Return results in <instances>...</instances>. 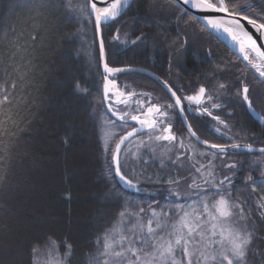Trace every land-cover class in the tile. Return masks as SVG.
I'll list each match as a JSON object with an SVG mask.
<instances>
[{
    "label": "trees",
    "instance_id": "1",
    "mask_svg": "<svg viewBox=\"0 0 264 264\" xmlns=\"http://www.w3.org/2000/svg\"><path fill=\"white\" fill-rule=\"evenodd\" d=\"M230 7L264 25V0H233ZM179 14L168 0H133L125 20L103 31L106 63L146 69L167 80L171 56L169 78L179 95L206 89L202 112L192 108L188 118L196 136L211 145L264 149V125L248 115L240 98L246 86L252 108L264 117V84L189 15L175 25ZM118 27L119 34L146 39L123 49L110 39ZM86 48L92 49L94 63L86 59ZM120 79L126 92L134 94L133 103L162 108L164 93L151 79L139 74ZM77 83L87 92L78 91ZM5 96L8 100L0 104V264H35L36 255L52 247L65 257V264H88L97 238L125 209L138 213L143 208L146 218L151 209L163 213L189 200L171 194L169 181L178 168L170 158L162 160V168L150 159L140 161L144 171L137 175L138 182L125 173L136 189L118 181L113 146L105 151L101 141L103 117L118 125L102 98L94 31L69 8L68 0H0V100ZM176 129L178 135L183 133L180 124ZM227 155L224 161L235 167L219 165V154L200 162L204 170L214 168L216 176H230L231 183L223 187L230 201L240 204L254 233L249 264H262L264 211L256 203L264 201V154ZM195 174L194 169L179 172L180 193L183 188L201 190L200 183L189 187Z\"/></svg>",
    "mask_w": 264,
    "mask_h": 264
},
{
    "label": "snow or ice",
    "instance_id": "2",
    "mask_svg": "<svg viewBox=\"0 0 264 264\" xmlns=\"http://www.w3.org/2000/svg\"><path fill=\"white\" fill-rule=\"evenodd\" d=\"M90 10L87 7V2L79 7V11L82 15L95 16V24L97 32L100 31L101 25L106 24L109 20H115L120 14V9L127 5L128 0H107L106 6L98 7L95 0H90ZM185 4L190 5L194 9H198L204 12L224 13L225 17L210 16L206 18L207 25L216 30L223 28V31L232 36L234 41L240 44V51L244 53V59L252 63L249 58V54L246 49L255 52L257 56L264 61V52L260 51L256 46V41L245 31L243 24L235 18L230 5L233 4V0H184ZM68 6L72 10V0H68ZM231 17V18H226ZM249 23L254 21L249 20ZM224 25H228L224 27ZM264 28V25L259 26ZM235 29V31L233 30ZM118 38V37H117ZM142 39H146L144 36H137L136 40L132 43H136ZM187 41H185V44ZM103 43L101 42V58L103 59ZM256 67V65H253ZM260 71L259 68H257ZM104 71L106 73H117L122 71L119 68L109 67L107 63L104 65ZM260 75L264 76V71H260ZM114 83L110 81L108 77H105L104 90L107 96L109 91V84ZM221 88L225 86L220 85ZM78 91L87 92V89H82L79 83L76 84ZM173 97H176L175 104L179 106L181 104V97L176 96V92L169 88ZM249 89L245 86L243 88V100L248 102L249 110L254 111L252 103L248 96ZM206 89L201 86L195 95L187 96L185 99L190 103L194 102L196 105L202 103V98L205 97ZM211 100V97H208ZM8 97L5 96L3 100H0V104L5 103ZM168 107H172L169 105ZM213 107H219V105L213 104ZM149 112H160V109L156 106L149 108ZM205 111H207L205 109ZM160 115H166L164 112H160ZM123 119V117H120ZM219 121V117H213ZM264 120V117H258ZM132 120H138L137 116H132ZM224 123L223 121H219ZM142 124L147 123L149 128L153 127V123L147 121H141ZM226 126V125H225ZM170 127L163 129V136H156V140L173 141L175 136L170 133ZM136 129H133L135 132ZM133 132H129L127 137H121V143L128 137L133 135ZM189 132L195 136L196 133L192 131L189 126ZM105 151L107 148V139L110 138L111 133L105 132ZM67 143V141H65ZM204 143H207L205 141ZM232 147H239L238 145H232ZM211 148H218L220 152H224L225 148L221 145H211ZM117 153L120 151V144L116 145ZM252 150L251 148L249 149ZM264 153V149L260 150ZM113 161L116 163L115 176L119 177V180L128 187L135 188L132 180L126 179L125 175L121 173V165L117 159V155H113ZM227 167H235V165H226ZM200 168H196V172H201ZM212 176V173H208ZM2 179V177H0ZM251 179V177H249ZM225 182L231 183L228 177H224L219 181L217 185L212 180H205V184H210L215 192L212 195H218L219 199L214 202L212 208L215 210V215L209 210V206L206 201L203 202L204 213L197 214L194 220L189 219L190 213L184 211V205H177V215L179 219L176 223L169 224L168 213H157L155 210L151 212V218L147 221V226L144 224L143 212L141 208L138 213L129 212L125 209L119 214L120 219L113 225L111 229H107L101 237L97 238V248L94 254H88V264H249V256L252 248V242L254 239L253 231H250L247 225L248 217L244 214L240 204L231 202L229 199V191L223 187ZM170 184L175 183L177 188L179 187V181H169ZM255 183V182H254ZM191 187H199L193 181ZM204 195L207 196L206 190H201ZM177 200L181 199V193L175 191L171 193ZM199 194V193H198ZM185 199H187L185 197ZM237 209L239 212L237 213ZM202 215L208 217L213 221L211 229L205 232V224L208 220L202 219ZM161 216L165 219H161ZM238 216V219L233 221V217ZM135 223H132V220ZM240 221H244L240 224ZM131 224L130 228L125 229L123 225ZM154 225V226H153ZM220 226L222 231L220 232V240H214L217 232V227ZM167 230V231H165ZM163 232V235L160 233ZM226 233V234H225ZM55 245V241L52 242ZM215 246V247H214ZM69 250L71 246L69 245ZM33 253L37 251L33 248ZM69 253L66 254L69 255ZM258 254V253H257ZM262 264H264V255L261 256Z\"/></svg>",
    "mask_w": 264,
    "mask_h": 264
},
{
    "label": "rangeland",
    "instance_id": "3",
    "mask_svg": "<svg viewBox=\"0 0 264 264\" xmlns=\"http://www.w3.org/2000/svg\"><path fill=\"white\" fill-rule=\"evenodd\" d=\"M86 2H88V0H86ZM83 4H85V2L83 0H79V1L72 0V5H73V8L76 9L74 11L77 14L78 18L81 19L82 21L88 22L89 16L82 15L80 13V11L78 10L79 7ZM87 7H88V4H87ZM85 51H86L85 57L88 60V62L94 63L96 59H95V56L93 55L92 49L86 48ZM250 55H251V57H253V62L259 63L260 60L256 56L255 53L250 51ZM111 100L117 101L118 98H111ZM155 113H157V112L156 111H153L152 113L147 112L146 116H144L145 119H147V122H150V120H152L153 118H156V117H154ZM113 116H117V115L115 113H113ZM157 117H159V116H157ZM146 128L149 129L148 126ZM118 129H121V131ZM124 129H125L124 126H122V127L116 126L115 124H113V122H111L109 119H107V117L106 118L103 117L102 122H101V141H102L103 145L105 146V135L104 134L107 131V132L111 133L110 138L107 139V147H110L112 145L113 151H114L115 145L117 144V142L121 138L120 135L126 134L124 132ZM163 135H166V134H157L156 136H163ZM156 136H155V134L154 135L147 134L146 136L137 137V138L133 139L132 141L128 142L124 146V148L120 154L119 162H120V165L122 166L121 172L123 175H125L126 179H130V177H133V179H135L134 181L138 182V176L137 175L139 173L142 174L144 171V165H143L144 163H142L140 161L149 160L150 158H148V157H151L150 152H154V151H155L153 154L154 158H151V160H152V162L158 163L160 168H162L164 166L163 165L164 162L162 160L167 161V159L170 158L172 161V160L176 159L174 164L177 165L176 168H178V170H177V172L176 171L174 172L173 182L180 180V177L178 175L179 172H181V171L187 172V171H190L193 169L195 170L194 167L193 168L188 167L187 161H185L184 159H181V158H177L180 154L176 155V153H175L176 148L181 150L182 144L180 146H176V148L173 149V155H172V153L170 152V149H167V148L163 149L161 146L158 145V144H160V141H164V140H156L155 139ZM113 151H112V155H113ZM190 153H191V155L189 158L190 159L189 162L193 163V164H198L197 157L199 155L193 150ZM208 154H210V153H208ZM210 155L213 156L212 154H210ZM203 156H205V153L200 152V158ZM179 170H181V171H179ZM214 171H215L214 168H211V170L210 169L203 170V168H202L201 172H199V173L196 172L195 175L191 176L192 182L195 180V184L200 183L201 185H203V187L200 189L206 190L208 193L207 196H205L204 192L201 190H199V191L196 190V192L194 191L195 193L194 192L191 193L190 191H188L187 188H183L181 190V196L182 197L188 196L189 200L183 204L178 203L177 205H184V211L191 214L189 217L190 221L194 220L195 216L197 214H203L204 213V207H203L204 201L207 202V204L209 206V210L214 215L216 214L215 210L212 208V205L214 204V202L216 200L219 199V196L218 195H212V193L215 192V189H213L211 187V185H209V184H206L207 186H204L205 182H203L206 179L212 180L215 182L214 179L216 176L214 175ZM209 172L212 173V176L208 175ZM125 173L129 174L130 177L128 178ZM134 181H133V184H135ZM215 183L217 185L219 184L217 182H215ZM121 184L123 187L129 188V189H136V188L128 187L127 185L123 184L122 182H121ZM170 191H172V192L179 191L180 192V188L179 187L177 188L175 183H173L170 186ZM193 198H195V199H193ZM175 199H176V197H175ZM256 204H257V206H261L263 211H264V201H257ZM177 205H175L173 207H166L165 211H163V213H165V212L168 213V217L166 219L168 220L169 224L176 223L177 220L179 219V217L177 215V212L179 211L177 208ZM152 210H154V209H151L149 211L150 212L149 215L146 218H144L143 222H144L145 226H147L148 219L151 218ZM236 211L238 213L239 209H237ZM156 212L162 213V211H156ZM170 216H173V220L169 219ZM161 219L163 220V219H165V217L161 216ZM202 219L208 220L207 224H205V226H204L205 232L207 233L208 230L211 229V225H212L213 221L209 220L208 217L205 215H202ZM232 219H233V221H235L238 219V216H234ZM132 223H135L134 219L132 220ZM240 224H243V221H240ZM123 227L125 229L130 228L131 224H125V225H123ZM165 231H167V230H165ZM221 231H222V228L220 226H218L216 229L217 234L214 237H212V239L220 240V238H221L220 232ZM163 234H164L163 232L160 233V235H163ZM64 258H65L64 256H62L61 254L58 253L56 248L52 247L51 249H49L45 252L38 253V255H36V257H35V264H65Z\"/></svg>",
    "mask_w": 264,
    "mask_h": 264
},
{
    "label": "flooded vegetation",
    "instance_id": "4",
    "mask_svg": "<svg viewBox=\"0 0 264 264\" xmlns=\"http://www.w3.org/2000/svg\"><path fill=\"white\" fill-rule=\"evenodd\" d=\"M169 2H171L176 8H178L172 1H170V0H168ZM87 4H88V2H87ZM129 8V7H128ZM179 9V8H178ZM128 10V9H127ZM127 10L115 21V22H113V23H111V24H114V23H116V22H120L121 20L122 21H124L125 19H124V16H125V14H126V12H127ZM180 10V14L176 17V23H175V25L177 24V21L179 20V21H183V19H181L182 18V16H184V15H188V14H186V13H184L181 9H179ZM235 16H240V17H242V18H245V19H248V18H246V17H244V16H242V15H240V14H235ZM191 17V16H190ZM192 18V17H191ZM195 20V19H194ZM248 20H250V19H248ZM89 23H90V27H92V29H93V31H94V39H95V41H96V45H97V36H96V30H95V27H94V24H93V20H92V18L91 17H89ZM196 21V20H195ZM253 21V20H252ZM255 22V21H254ZM257 23V22H256ZM111 24H109V25H106V26H102V34L101 35H103V31H104V29H106V27L107 26H110ZM259 24V23H258ZM261 25V24H260ZM201 26V25H200ZM202 27V26H201ZM119 28H121V27H118L117 28V30L115 31V32H113L112 33V35L110 36V39H111V41H114V42H116V44L117 45H120L123 49H126V48H129L130 46H132V45H134V43H132L133 41H135L136 40V37L137 36H144V35H141V34H135V33H121V34H119L118 33V30H119ZM175 29H177V28H175ZM103 37V36H102ZM118 37V38H117ZM179 37L181 38L182 36H181V34H179ZM103 39V38H102ZM139 42V41H138ZM137 43V42H136ZM135 43V44H136ZM184 45L181 47V49L180 50H182L183 49V47L185 46V43H183ZM230 52V51H229ZM186 53V52H185ZM231 53V52H230ZM232 54V53H231ZM233 55V54H232ZM184 56H185V54H184ZM234 56V55H233ZM171 57V56H170ZM169 57V68H168V74L166 75V78H167V80L166 79H162L161 77H159V76H157L156 74H154L153 72H151V71H148V70H146V69H142V70H145V71H148V72H150V73H152V74H154L155 76H157L160 80H162V82H164L169 88H171L172 89V91H174V92H176L175 90H174V87H173V85H172V83H171V81H170V78H169V75H173V74H171L170 72V68H171V66H172V64H171V58ZM235 57V56H234ZM236 58V57H235ZM249 58H250V60L252 61V63H249V64H247V65H245L244 63H242L238 58H236V59H238L241 63H242V65L248 70V71H250L252 74H253V72L249 69V68H247V66H249L250 68H252L254 71H256V72H259L260 73V71H264V66H263V64L259 61V63L258 62H253V57H251V55H250V53H249ZM253 65H256V67H254ZM257 68H259L260 69V71H258L257 70ZM135 69H141V68H135ZM121 75H127V74H120V75H117V76H115L114 78H112V81H114V83L116 84V88H114V89H112L111 91H112V93H113V96H110L109 97V99H110V101H112L111 100V98H118V100L117 101H112L113 102V104H111V103H109L108 104V106H107V108L106 109H109V117H112V118H114V120H115V123H117V125L118 126H120V127H122V126H124V132L125 133H129V132H131V131H133V129H136V125L135 124H133L132 123V121L134 122V121H147V119H145V117L144 116H146V114H147V112H149L148 110H149V108H152L154 105H150V106H143L142 107V105L141 106H139L138 105V103L136 102V103H133L134 101H132L133 100V98H134V94H128L127 92H126V90H125V87L124 86H122L123 85V83H122V80L120 79L121 78ZM139 75H142V74H139ZM254 75V74H253ZM142 76H145V75H142ZM145 77H147V76H145ZM254 77H255V75H254ZM103 76H102V80H103ZM147 78H149V77H147ZM256 78V77H255ZM150 79V78H149ZM257 79V78H256ZM152 80V79H151ZM258 80V79H257ZM153 81V80H152ZM259 81V80H258ZM153 82H155V81H153ZM259 82H261V81H259ZM156 83V82H155ZM262 84H264V82H261ZM160 88H161V86L158 84V83H156ZM245 86H243L242 88H241V95H240V98H241V100H242V102H243V104H244V107H245V109H246V111H247V113H248V115H250L251 116V114L249 113V110L247 109V107H246V101H244L243 100V95H244V93H243V88H244ZM161 90L163 91V93H164V98H165V102H164V104L162 105V108L161 107H158V106H156V107H158L159 109H160V112H164L166 115H163V116H161L160 115V112H157V113H155L154 114V117H156V118H153L152 120H150V123H153V127L152 128H146L147 126H148V124L147 123H144V124H141L140 126L142 127V128H144V132H142V133H140L138 136H136V137H134L133 139H135V138H137V137H142V136H146L147 134H152V135H154L155 134V136L157 135V134H167V133H164L163 132V129L165 128V127H169V126H171L170 127V133L172 134V135H174L175 136V140H173V141H166V140H164V141H160V144H158L159 146H161L163 149H170V152L172 153V155H173V149L174 148H176V146H180L181 144H182V148H181V150L180 149H177L176 148V151H175V153H176V155L177 154H180L177 158H181V159H183V158H187V159H189L190 158V155H191V151L193 150V151H195L199 156L197 157V160H198V164H193V166L195 167V173H196V168H199L200 166H201V162H200V160L201 159H203L205 156H209V157H212L211 155H209L208 153H210V154H213V156H214V154H219V156H221V158L219 159V158H217V161L219 162V165H222V163H225V165L228 163V165H229V162H225L224 160V157L226 158V157H228V155L227 154H238V153H240V152H242V153H256V152H252V150L253 149H259V148H253V147H250V146H242V145H238V146H242V147H244V148H246L245 150L244 149H233V150H226L225 152H223V153H216V152H211V151H208V150H205L204 148H202V147H200L198 144H196L194 141H193V139L188 135V133H187V131H186V129L184 128V126H183V123H182V121H181V119H180V116H179V113H178V111H177V109H176V107H175V105H174V102L172 101V99H171V97L169 96V94L168 93H166L162 88H161ZM249 93V92H248ZM195 95V94H194ZM176 96H178V97H181V106H182V110H183V113H184V115H185V118H186V120H187V122H188V124H189V126H190V123H189V121H188V118H189V116L191 115V109L193 108V109H195L196 111V113H198V114H200L201 112H202V108H201V106H202V103L200 104V105H196L194 102H192V103H190L189 101H187V99H185V97H187V96H184V95H179L177 92H176ZM191 96V95H190ZM104 101V100H103ZM202 101H203V98H202ZM248 103V102H247ZM169 105H172V107H168ZM254 112L259 116V117H261L255 110H254ZM113 113H115L117 116H113ZM152 113V112H151ZM132 116H137L138 117V120H132L131 119V117ZM157 116H159V117H157ZM118 117V118H117ZM120 117H123V119H121ZM175 117V118H174ZM252 117V116H251ZM211 118H213V117H211ZM253 118V117H252ZM214 119V118H213ZM253 119H255V118H253ZM174 120V121H173ZM256 120V119H255ZM215 121V123H217V125H219L220 127H224V123H220L218 120H214ZM221 121V120H220ZM258 121V120H257ZM263 122H260L261 124H263L264 125V120H262ZM180 124V127L182 128V130H183V133H181L180 135H178L177 134V130L178 129H176V126L177 125H179ZM128 129V130H127ZM192 129V128H191ZM193 131V130H192ZM218 132V131H217ZM219 133V132H218ZM220 134V133H219ZM124 135V134H123ZM121 136H122V134H121ZM120 136V137H121ZM198 137V136H197ZM132 139V140H133ZM131 140V141H132ZM184 141L186 142V143H184ZM204 142V141H203ZM208 144V143H207ZM211 145V144H210ZM228 147H232V145L231 146H224V148H228ZM252 149L251 151L249 150V149ZM261 149H263V148H261ZM154 150V149H153ZM152 150V151H153ZM155 152V151H154ZM154 152H150V156L151 157H148V158H150V160H151V158H154ZM200 152L202 153V152H204L205 153V156H203V157H201L200 158ZM256 154H260V153H256ZM190 160V159H189ZM173 161H176V159L175 160H173ZM232 162V161H231ZM192 164V163H191ZM234 165V164H233ZM203 170H204V168H203ZM215 175V174H214ZM216 176V175H215ZM228 177V176H227ZM230 177V176H229ZM228 177V178H229ZM224 179V177H219V176H216L215 177V182H217V183H219V181H221V180H223ZM230 179V178H229ZM190 180H191V177H190ZM203 182H205V180L203 181ZM191 183H193L192 181H191ZM225 183H227V184H229L228 182H225ZM210 185V184H209Z\"/></svg>",
    "mask_w": 264,
    "mask_h": 264
},
{
    "label": "water",
    "instance_id": "5",
    "mask_svg": "<svg viewBox=\"0 0 264 264\" xmlns=\"http://www.w3.org/2000/svg\"><path fill=\"white\" fill-rule=\"evenodd\" d=\"M132 1L133 0H128L127 5L123 6L120 9V14L118 15V17L115 20H109L106 24L102 23L101 27L109 25V24L115 22L128 9V7L131 5ZM170 1H172L179 9H181L184 13L188 14L193 19H195L203 28H205L214 37H216L220 41V43L228 51H230L236 58H238L242 63H244L245 65L249 64V61H247V60H245L243 58L244 57V53H242L240 51V44L237 41H234L232 39V36H230L228 33L224 32L223 28H221L218 31V30L212 28L211 26L207 25V23H206V18L207 17H210V16L225 17L224 13H213V12L200 11L198 9H194V8L190 7V5H188V4H185L184 0H170ZM95 2L97 3L98 7H102V6H106L107 0H95ZM90 7H91V2H90V0H88V9L89 10H90ZM91 18L93 20V24H94V27H95V30H96L95 16L92 15ZM226 18H231V17H226ZM235 18L237 20H239L241 24H243L245 31H247L248 34L252 37V39L254 41H256L257 48H259L260 51L264 52V28H260L259 26H261V25L256 23V22H254V24L253 23H249L248 19L242 18L240 16H235ZM227 26L228 25H224V27H227ZM233 30L235 31V29H233ZM96 36H97V47H98L99 59H100V68H101V73L104 76L102 92H103V98H104L105 101L107 100V98L109 96H113V93H112L111 90L116 88V85L114 83L109 84V91H108L107 96H106L105 90H104L105 77L106 76L110 80L114 76L120 75V74H142V75H145V76L149 77L150 79H152L153 81H155L156 83H158L161 86V88L166 93L169 94V96L171 97L172 101L174 102V105H175V107H176V109H177V111L179 113V116H180V119H181V121L183 123L184 128L186 129L188 135L193 139V141L196 144H198L200 147L204 148L205 150H208V151H211V152H216V153H223V152H220V150L218 148H216V149L211 148L210 144L204 143L196 135L195 136L191 135V133L189 132V124H188V122H187V120L185 118V115L183 113L181 104L179 106H177L175 104L176 97L172 96L171 92L169 91V87L164 82H162V80H160L157 76H155L154 74H152V73H150L148 71H145V70H142V69H135V68H119V69H122V71L117 72V73H106L104 71V65L106 63L104 45H103V53H104V55H103V59L101 58V42L103 43L102 37H101V29H100L99 32H97V30H96ZM246 51L248 52L247 49H246ZM262 63L264 64V61H262ZM247 68H249L253 72V74L255 75V77L259 81L264 82V76H261L259 72L254 71L249 66H247ZM246 107L249 110L247 102H246ZM249 113L256 120H258L260 122H263L262 119L258 118L259 116L254 111L249 110ZM132 123L136 125V131L135 132L131 131V132H133V135L128 137L127 139H125L123 141V143H121V139L119 140V142L117 143V144H120L119 153H117L116 147L114 149V154L117 155V159H119V155H120L121 149L126 145V143L129 142L132 138L138 136L140 133L144 132V128H142L140 126L142 124L141 121H134V122L132 121ZM127 135H128V133L126 135H124L123 137H127ZM233 149H244L245 150L246 148H244L242 146H239V147H236V148L228 147V148H225V151L226 150H233ZM260 150H261V148L253 149L252 152L264 154ZM112 161H113V159H112ZM113 166H114V169H115L116 168V163L114 161H113ZM117 179L121 183V181L119 180V177H117Z\"/></svg>",
    "mask_w": 264,
    "mask_h": 264
},
{
    "label": "bare ground",
    "instance_id": "6",
    "mask_svg": "<svg viewBox=\"0 0 264 264\" xmlns=\"http://www.w3.org/2000/svg\"><path fill=\"white\" fill-rule=\"evenodd\" d=\"M247 50H249V49H247ZM249 51H251V50H249ZM253 53H255V52H253ZM256 54V53H255Z\"/></svg>",
    "mask_w": 264,
    "mask_h": 264
}]
</instances>
